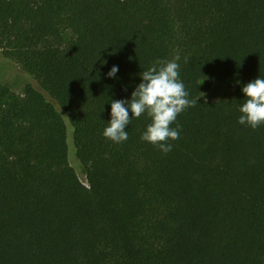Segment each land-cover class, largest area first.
Segmentation results:
<instances>
[{
	"label": "trees",
	"instance_id": "obj_1",
	"mask_svg": "<svg viewBox=\"0 0 264 264\" xmlns=\"http://www.w3.org/2000/svg\"><path fill=\"white\" fill-rule=\"evenodd\" d=\"M176 55L198 103L172 151L141 139L147 114L104 137L111 102ZM0 57L41 89L0 85V264H264V125L238 123L264 0H0Z\"/></svg>",
	"mask_w": 264,
	"mask_h": 264
},
{
	"label": "clouds",
	"instance_id": "obj_2",
	"mask_svg": "<svg viewBox=\"0 0 264 264\" xmlns=\"http://www.w3.org/2000/svg\"><path fill=\"white\" fill-rule=\"evenodd\" d=\"M180 56L172 60H156L141 73L142 82L132 93L131 100L111 102V121L103 135L115 143L128 140L127 126L133 118L147 114L151 119L141 139L157 146L164 154L172 151L169 141L180 138L179 126L173 128L177 117L198 103L189 99L184 83L180 79ZM118 67L108 73L109 78L116 77ZM246 99L240 105L238 123L256 130L264 125V78H257L242 88ZM203 94V93H202ZM129 110L132 113L130 118Z\"/></svg>",
	"mask_w": 264,
	"mask_h": 264
},
{
	"label": "rangeland",
	"instance_id": "obj_3",
	"mask_svg": "<svg viewBox=\"0 0 264 264\" xmlns=\"http://www.w3.org/2000/svg\"><path fill=\"white\" fill-rule=\"evenodd\" d=\"M0 85L10 88L14 93L24 96L28 85H33L41 90L37 83L25 75L22 70L15 64L10 63L0 57ZM229 94L228 90L223 86H214L209 94L206 95L208 100H222ZM68 119V118H67ZM73 140V129L68 128V145ZM74 146V145H73ZM70 163L76 170L80 180L87 185L86 173L80 166L75 152L72 150L70 155Z\"/></svg>",
	"mask_w": 264,
	"mask_h": 264
}]
</instances>
